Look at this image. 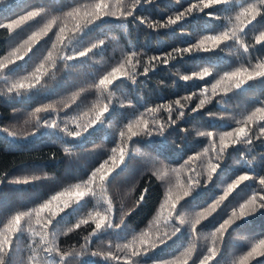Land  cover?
Here are the masks:
<instances>
[{"label": "trees", "instance_id": "obj_1", "mask_svg": "<svg viewBox=\"0 0 264 264\" xmlns=\"http://www.w3.org/2000/svg\"><path fill=\"white\" fill-rule=\"evenodd\" d=\"M93 2L94 0H0V24L11 22L30 10L40 11L38 17L11 33L7 29H0V59L9 58L13 49L22 45L28 36L52 18H57V24L67 23L71 26L72 20L65 13L75 7H81L83 11ZM256 2L257 0H229L228 3L205 9L204 12L197 11L182 22L165 29L148 28L137 21L135 16H142L149 22H162L168 16L199 3V0H153L152 3H142L134 16L126 20L101 18L74 35L69 42L65 41L67 44L64 51L66 55H75L99 40L104 41L103 45L82 58L67 62L57 60L54 67L49 65L48 74L41 86L20 95L7 94L5 84L8 80L28 75L44 60L48 51L52 50L57 28L54 26L53 31L41 38L23 60L9 66L0 78V127H8L19 135L11 137L0 131V232L3 231V224L16 211H29L38 207L57 192L87 179L100 162L108 159L111 149L119 141V131L125 130L126 124L135 115L144 113L148 107L171 104L195 93L193 100H183L189 111L175 125L168 127L163 136H141L130 142L125 161L106 182L108 190L104 196L113 202V226L100 230L90 241H86L85 237L94 227L91 221L87 225L75 227L81 218H88L90 212L107 207L99 193L97 197H85L70 204L49 225L50 233L56 234L55 244L62 251L72 253L64 264H113L111 260L104 259L103 255L109 252L125 255L118 245L122 246L133 235L148 230L153 238L158 237L165 228L163 220L157 223L156 218L163 214L161 204L168 186L175 182L176 175H181L183 180L192 174L191 168L202 171L200 162L185 165L189 156L210 147L208 139L197 133L215 132L218 146L219 134L235 127L237 119L249 114L264 100V78H261L246 83L240 89L212 97L211 102L198 112L190 111L203 98L201 91L204 88L208 89L205 95H211V85L224 72L264 58V43L255 44V37L264 31V10L242 34V39L249 45L248 53H244L240 45L229 41L214 51L194 52L183 58L169 60L167 65L159 62L146 77L139 76L135 82L129 79L117 80L103 94L92 85L100 75L115 66L125 53L135 51L139 54L137 71L142 72L149 57L162 56L177 47L192 44L205 35L216 34L231 27L237 23L234 17L240 7ZM208 12L214 16L206 15ZM20 50L24 51L23 48ZM53 55H57L55 50ZM203 68L212 71L203 80L197 78L185 82L180 79L181 75L200 72ZM109 99L112 104L102 121L81 136H68L63 130L65 126L69 130H75L77 123L83 127L91 117V107L96 103H107ZM65 104L69 107L65 108ZM47 105H53L55 111L32 115L36 107ZM84 112H89V115H83ZM209 113L225 118L209 116ZM153 115L161 121L168 118V113L163 109L146 118L151 120ZM37 118H41V126L33 134L26 136V133L32 131ZM51 118H56V126L43 124L46 120L51 123ZM251 135V144L240 143L226 150L212 179L206 184L202 180L201 186L181 201L178 211L184 213L190 222L195 212L211 204L222 194L228 183L241 174L248 175L250 179L242 182L219 210L197 226L195 236L188 225H184L166 243L137 257V264H161L174 258L183 260V254L190 248H194V251L189 264H197L211 244V233L230 214L231 209L243 203L254 190L262 191L257 181L264 177V136H261L257 125H253ZM66 148L69 151H65ZM207 159L206 154L203 161ZM159 171L168 172V176L163 180L158 179L153 172ZM34 176L39 179H29L28 183L12 182ZM145 188L146 194L137 206V200ZM124 213L128 214L123 215ZM122 216L123 222L119 223ZM117 223L119 227L115 226ZM169 223L175 225V221ZM38 227L34 218L24 219L22 230L14 237L5 264H29L30 257L32 264H47V259L54 264V259H59L47 257L38 248L33 250L31 230ZM69 228L73 230L69 232ZM35 239L38 240L39 237ZM260 239H264V208L236 221L226 232L222 243L217 240L219 252L212 264H237L240 257L250 251L252 244ZM92 251L100 255L92 256ZM248 264H264V256L253 258Z\"/></svg>", "mask_w": 264, "mask_h": 264}, {"label": "snow or ice", "instance_id": "obj_2", "mask_svg": "<svg viewBox=\"0 0 264 264\" xmlns=\"http://www.w3.org/2000/svg\"><path fill=\"white\" fill-rule=\"evenodd\" d=\"M152 2L153 0H94V2L84 8L83 11L81 7H75L65 13L66 17L72 20L71 26L67 23L57 24V18L50 19L42 28L28 36L27 40H25L22 45L13 49L9 58L0 59V78H2L9 66L17 61L23 60L41 38L53 31L54 26L57 28L55 31V40L52 42V50L48 51L44 60H42L28 75L21 79L8 80L5 84L7 94L20 95L22 92L41 86L42 81L48 74L49 65L54 67L57 60L67 62L76 58L85 57L94 48L103 45L104 41L99 40L75 55L65 54L64 49L67 44L65 41L69 42L74 35L80 33L88 25L104 17L126 20L134 16L137 7L142 3L146 4ZM228 2L229 0H199V3H194L188 8L168 16L162 22H149L142 16H135V19L148 28L165 29L182 22L197 11L204 12L205 9H210L214 5H221ZM262 10H264V0H257L256 3H247L236 11L234 17L237 22L236 24L225 28L219 33L205 35L196 42L185 47H177L162 56L149 57L142 72L137 71V66L140 63L138 59L139 54L135 51L127 52L115 66L100 75L98 81L94 82L92 87L103 94L108 92L110 86L117 80L129 79L135 82L139 76L146 77L150 71L158 66L159 62L167 65L169 60H175L178 57L183 58L185 55H190L194 52L214 51L229 41L240 45L243 52L248 53L249 45L242 39V34H244L247 26L262 14ZM39 15L40 11H27L11 22L0 24V29H7L8 32L11 33L14 29L19 28L28 21L34 20ZM206 15L210 17L214 16L211 12L206 13ZM261 43H264V31H261L259 35L255 37V44ZM21 48L24 49L23 52H21ZM53 50L56 51V56L53 55ZM45 61L48 63L46 64ZM211 72L209 68H203L200 72H193L190 75H181L180 79L185 82L197 78L203 80L205 77H208ZM261 78H264V58L257 59L255 63L249 62L247 65L236 67L231 71H226L211 85V95H205L208 92L207 88L201 91L203 98H201L190 111L193 113L198 112L203 109L206 104L211 102L212 97L227 94L235 89H240L246 83ZM195 95L194 93L191 96L177 99L171 104H163L159 107H148L145 109L144 113L135 115L126 124L125 130L119 131V141L117 145L111 149V155L108 159L100 162L98 166L90 172L87 179L57 192L52 195L50 199L39 204L38 207L29 211H16L12 214L10 219L3 224V231L0 232V264H5L6 257L11 251L13 239L16 234L22 230V222L26 217L30 220L34 218L35 224L39 226L38 229L31 230L33 237L31 246L33 250L35 251V249L38 248L42 253L47 254V257H58V260L54 259V264H64L65 259L71 256L72 253L62 251L60 247L55 244L56 234L50 233L49 225L53 218L64 208H67L70 204L80 201L85 197H97L99 193L100 198L103 199V203L107 204V207L103 208V210L90 212L88 218H81L75 225L76 228H79L81 225L89 224V221L94 225L92 231L85 237V240L90 241L100 230L105 227L113 226V202L104 196L108 190L106 188V182L111 174L125 161L129 152L130 142L133 141L134 138L141 136L145 138H150L154 135L163 136L168 127L175 125L185 116L186 112L189 111L188 107L183 103V100L191 101L194 99ZM111 104L112 101L110 99L104 104H94L90 109L91 117L83 127L77 123L75 130H69L67 126H65L63 130L67 132L68 136H81L88 129L102 121L105 113L109 111V106ZM128 104H130V101H128ZM258 105L259 106L255 107L249 114L237 119L235 121L236 126L231 128V130L223 131L219 134L218 146L215 132L200 131L197 133L198 136L208 139L210 147H205L202 152L189 156L185 161V165H193L200 162L202 171L191 168L190 171L192 174L188 175L183 180L181 179V175L178 174L175 177V182L168 186L163 203L161 204L163 214L156 218L157 223H159L161 219L163 220L165 228L158 237L153 238L148 230L141 231L138 235H133L131 240L123 243L122 246L118 245V248L124 251L125 255L120 256L109 252L105 253L103 258L111 260L113 264H137V257L145 255L155 250L161 244L166 243L172 236L179 232L184 225H188L192 235L195 236L197 234V226L219 210L227 197L242 182L250 179V177L246 174H241L232 182L228 183L227 186L223 188L222 194L211 204L195 212L194 218L190 222L184 213L178 211V207L181 201L188 197L198 186H201L202 180L203 183L206 184L212 179L219 166V162L223 159V154L229 147L240 143L251 144L253 142L251 135L253 132V125H257L261 136H264V100H261ZM123 106L122 104L121 107ZM64 107L67 108L69 105L65 104ZM161 109L168 113L166 121L155 119L154 115L151 120L146 118L149 114H155ZM53 111H55L53 105L36 107L32 115L50 113ZM83 115L87 116L89 112H84ZM209 116L225 118L224 116H217L214 113H209ZM257 117L259 119H257ZM76 119H79V117ZM51 121V123H49V120L43 121V124L49 127L57 125L56 118H51ZM39 126H41V118L36 119L35 126L32 128L31 132L26 133V136L33 134ZM0 131L7 133V135L11 137H18L19 135L16 131L8 127H0ZM181 131H184V129H181ZM65 151H69V149L66 148ZM137 153L139 154V150H137ZM206 154L208 155V159L207 161H203V157ZM172 171L179 172V170ZM153 175H157L158 179L163 180L168 176V172H153ZM202 177H206V179H202ZM29 179H39V177L34 176L25 178L23 181L16 179L12 182L28 183ZM257 183L262 191L257 192L254 190L243 203L231 209L230 214H228L211 233V244L207 247L206 252L201 256L197 264H210V262L212 264L219 252L217 240L222 243L226 232L236 221L255 213L258 209L264 208V177H260ZM146 191L147 188L141 192L137 200V206L142 202ZM127 214L128 213H124L123 215ZM170 221H175V225L170 224ZM122 222L123 216L119 219V223ZM119 223L115 226L119 227ZM72 230V228L68 229L69 232ZM36 237H39V239H35ZM81 247L84 246L82 245ZM193 251L194 248L186 250L183 254L185 256L183 260L174 258L169 261H163L161 264H189V261H192ZM76 255H81V253H76ZM91 255L97 256L100 255V253L92 251ZM257 256H264V239H260L257 243L252 244L250 251L241 256L237 264H248L249 260ZM29 264H32L31 257L29 258ZM47 264H53V262L47 259Z\"/></svg>", "mask_w": 264, "mask_h": 264}]
</instances>
